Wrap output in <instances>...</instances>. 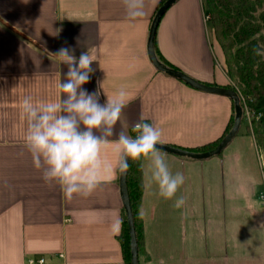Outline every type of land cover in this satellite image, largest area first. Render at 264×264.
I'll return each mask as SVG.
<instances>
[{"label":"crops","instance_id":"1","mask_svg":"<svg viewBox=\"0 0 264 264\" xmlns=\"http://www.w3.org/2000/svg\"><path fill=\"white\" fill-rule=\"evenodd\" d=\"M159 2L147 0L146 16L130 22L122 0H0V264L39 259L42 264H125L118 238L122 226L114 227L124 213L115 143L102 151L113 173L87 198L71 201L58 184L44 182L25 147L21 102L26 96L34 102L59 99L56 86L67 72V65L54 56L61 47L75 48L77 58L85 51L94 57V72L82 87L90 93L99 90L101 103L104 94L111 96L121 87L128 91L122 119L130 133L143 119L162 130V144L187 150L223 134L232 115L231 100L195 89L157 70L149 59V29ZM205 16L202 0L174 2L157 25L155 55L204 84L233 85ZM224 150L205 160L162 151L170 170L185 177L172 200L158 194L150 160H139L143 240L138 264H236L234 224L217 225L216 235L205 237L211 229L204 225V202L211 200L215 180L233 186L232 192L214 196L223 200V212L227 207L234 214L236 169ZM180 196L185 204L176 208Z\"/></svg>","mask_w":264,"mask_h":264},{"label":"clouds","instance_id":"2","mask_svg":"<svg viewBox=\"0 0 264 264\" xmlns=\"http://www.w3.org/2000/svg\"><path fill=\"white\" fill-rule=\"evenodd\" d=\"M147 0H122L130 22L146 16ZM57 30L56 34H58ZM77 45L82 46L77 38ZM260 46L256 55L264 56ZM61 64L67 65L63 82L57 84L58 100L34 102L26 96L21 102V114L27 123L25 147L31 155L33 166L42 171L47 184H58L65 198H87L114 169L102 158V151L109 143H115L118 154L117 168L121 175L129 170V160H150L151 181L158 194L172 200L184 184L183 173H173L164 154L158 147L162 143V130L143 119L131 126L122 119L123 110L129 103L128 91L121 87L111 96L106 94L100 102L99 90L88 92L82 86L90 81L95 61L88 51L77 58L75 48L61 47L54 55ZM102 88V84H100ZM119 124L120 131H116ZM115 137L114 141L109 138ZM264 167V156L261 157ZM185 204L183 196L177 197L174 207ZM140 215H143L141 212ZM122 219L115 221L119 230Z\"/></svg>","mask_w":264,"mask_h":264},{"label":"trees","instance_id":"3","mask_svg":"<svg viewBox=\"0 0 264 264\" xmlns=\"http://www.w3.org/2000/svg\"><path fill=\"white\" fill-rule=\"evenodd\" d=\"M164 1L160 0L157 9ZM202 3L213 40L222 50L225 71L234 83L224 87L237 90L242 97L243 121L244 108H248L254 116L260 110L259 102L264 99V56L254 52V49L264 46V0H202ZM233 112L232 102V115L223 134L214 142L190 151L204 152L214 148L231 129ZM252 131L257 147L264 151V122L261 118L252 119ZM129 165L126 185L140 249L143 226L138 207L143 193L142 169L139 160H129ZM118 238L125 264H130V242L125 213Z\"/></svg>","mask_w":264,"mask_h":264},{"label":"rangeland","instance_id":"4","mask_svg":"<svg viewBox=\"0 0 264 264\" xmlns=\"http://www.w3.org/2000/svg\"><path fill=\"white\" fill-rule=\"evenodd\" d=\"M206 29L212 38L210 34L211 27L208 23ZM239 97L240 101L243 102L240 94ZM259 106L260 110L254 114L255 117L246 108L248 113H244V120L236 136L222 153L228 154L229 160L234 163L236 169L237 197L234 201V214L231 210L228 211L227 207L226 212H223V200L220 198V200L215 199L214 195L228 192V189L229 192H232L233 186L231 184L230 186L225 185L222 179L213 182L210 191L212 193L211 200L204 202V225L211 229L210 232L205 233V237L215 236L216 234L214 232L216 231L217 225L220 228L224 226H230L231 228L234 224L236 264H264V203L259 199L262 179L260 175V164L256 154V150L259 148L255 143L252 131L253 118H261L262 122H264V99L259 102ZM259 186L260 189L258 191ZM257 194L258 196H256Z\"/></svg>","mask_w":264,"mask_h":264},{"label":"water","instance_id":"5","mask_svg":"<svg viewBox=\"0 0 264 264\" xmlns=\"http://www.w3.org/2000/svg\"><path fill=\"white\" fill-rule=\"evenodd\" d=\"M177 0H165L157 9L154 18L151 22L150 29H149V36H148V43H147V50H148V56L151 61V63L155 66V68L161 72H164L168 74L171 77L177 78L179 80H182L189 86L201 90L206 93L216 94L219 96H224L229 98L233 102L234 107V118H233V124L229 132L216 144V146L210 150L204 151V152H194L187 149L167 145V144H159L158 147L161 149V151L174 154L177 156H182L186 158H190L193 160H205L208 158H211L213 156L219 155L233 140V138L236 136L240 125L242 121L243 116V108L241 106V101L239 94L236 90H233L231 88H227L224 86H217V85H208L204 84L202 82H199L186 74L165 66L162 64L156 57L154 48H153V40L156 32L157 25L163 16V14L166 12V10ZM127 174V173H126ZM126 174L119 175V186H120V193L123 203V209L126 216V223L129 233V242H130V264H138V244L135 234V227L133 222V215L132 210L130 207V201L127 191V185H126Z\"/></svg>","mask_w":264,"mask_h":264},{"label":"built area","instance_id":"6","mask_svg":"<svg viewBox=\"0 0 264 264\" xmlns=\"http://www.w3.org/2000/svg\"><path fill=\"white\" fill-rule=\"evenodd\" d=\"M208 19V16L205 17V20ZM244 113H248L247 109L244 108ZM258 118V117H257ZM256 154H257V157H258V161H259V164H260V175H261V179H262V188L259 192V199L261 200L262 203H264V167L261 166V157L264 156V152H262L260 149H257L256 150ZM44 262L43 259H39L37 260L36 262L33 261V260H29V263L30 264H34V263H37V264H42Z\"/></svg>","mask_w":264,"mask_h":264}]
</instances>
